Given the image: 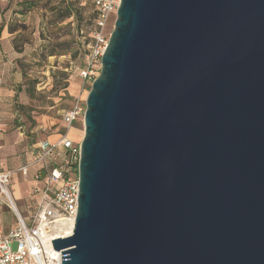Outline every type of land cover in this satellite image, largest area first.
<instances>
[{"label":"water","instance_id":"water-1","mask_svg":"<svg viewBox=\"0 0 264 264\" xmlns=\"http://www.w3.org/2000/svg\"><path fill=\"white\" fill-rule=\"evenodd\" d=\"M83 126L62 264H264V0H121Z\"/></svg>","mask_w":264,"mask_h":264},{"label":"built area","instance_id":"built-area-1","mask_svg":"<svg viewBox=\"0 0 264 264\" xmlns=\"http://www.w3.org/2000/svg\"><path fill=\"white\" fill-rule=\"evenodd\" d=\"M120 3L121 0L93 1L97 16L84 66L78 74L85 92L100 75ZM80 35L84 38L83 31ZM85 110L86 99L74 98L63 113L65 132L55 141L45 139L33 144V162L19 169L29 180L30 168L38 167L30 194L40 199L33 210L28 207L25 214L20 208L12 189L13 174L5 171L0 162V202L16 219V226L9 231L0 224V264H62V253L54 249L53 240L71 236L78 216L82 139L76 142L70 135L78 122L84 123ZM1 114L0 102V121Z\"/></svg>","mask_w":264,"mask_h":264},{"label":"rangeland","instance_id":"rangeland-1","mask_svg":"<svg viewBox=\"0 0 264 264\" xmlns=\"http://www.w3.org/2000/svg\"><path fill=\"white\" fill-rule=\"evenodd\" d=\"M10 1L13 5L19 2V0ZM92 2L93 0H80L81 6L85 7L82 12L84 19L81 21V30L84 32V38L81 37L82 42H86L88 38L86 33L90 30V27L87 26H89L88 19L92 14ZM18 9L17 7L15 10ZM36 17L37 15L33 14V20H36L35 23L39 24V20ZM13 21L14 24L19 22L14 15H12L10 23ZM68 22H71V29L74 30L76 20L71 18ZM68 22L66 21L62 26H67ZM69 32L70 30L67 28L61 30L58 32L59 38L52 41L53 47L59 53H66L67 45L64 43L70 41L72 36ZM71 33H76L77 35L75 30ZM25 39L23 37L17 42L16 38V44L19 46L23 45ZM41 44L44 43L42 42ZM53 47L48 46L46 49H41L40 46L34 47L33 44L26 47V55L19 60L9 59L12 64L8 62L5 66L0 61V89L5 84L12 85L13 83L18 86L15 87L14 94L9 93L8 95V98L11 99V104L4 117L7 126L6 136L12 139L11 146L16 148L13 154L5 156L7 159V165L4 164L5 168L7 169L8 167L12 172L30 160L33 144L45 139H58L65 132L66 128L63 123L64 111L72 106L74 98L81 97L82 100H85L90 90V88H87L85 92L81 87V80L78 74L79 69L84 66V62L76 55L75 44H70L73 50L66 55L45 58L44 55L50 52ZM41 53L43 57H41ZM69 64L72 68H66ZM31 83H34L33 88L35 91L33 92V97L28 93H20V87L28 86ZM74 127L70 137L80 141L84 136V126L81 122H78ZM37 169V166L30 168L29 173L32 177L29 180H25L20 172L16 173L12 178L15 194L17 193L16 189H18L21 196V201L18 205L24 211L28 207L33 210L34 204L40 199V197L33 199L30 194L33 186V173ZM40 187L43 188V184H40Z\"/></svg>","mask_w":264,"mask_h":264},{"label":"trees","instance_id":"trees-1","mask_svg":"<svg viewBox=\"0 0 264 264\" xmlns=\"http://www.w3.org/2000/svg\"><path fill=\"white\" fill-rule=\"evenodd\" d=\"M94 1V0H93ZM18 10L14 11V16L18 18L19 22L14 24V21L10 24L9 30L12 33H15L13 39V47L14 50L18 53H23L26 47L32 46L36 40L35 34L38 33L39 39L42 40L44 44H40L41 49L48 48V46H52V41L58 37V32L64 29L70 30L69 34L71 36V40L64 43L67 45L66 53H59L55 47L46 53L44 57H52V56H62L72 52V48L70 44L74 43L76 48V55L82 59L84 62L85 55L87 53V45L91 41V30L94 27V20L97 16V13L94 8V4L92 2V14L88 19L90 30L86 33L88 37L86 42L81 41L80 35L78 36L79 31L82 28V20L84 19L82 16V12L85 7L81 6L80 0H19L17 3ZM33 14H36V19L39 20V24L35 23L36 20H33ZM71 18L76 20L75 31L76 33L72 34L74 31L71 29V22H68ZM67 26H62L65 22ZM85 26V28H87ZM32 28V29H31ZM32 35V37H31ZM25 37L23 45L16 44L19 39ZM80 39V40H79ZM41 42V43H42ZM59 46V44H58ZM41 57H43L41 53ZM66 68H72L69 64ZM65 75V74H63ZM34 83L29 84L28 86H22L19 88L20 93H28L31 97L33 92L35 91ZM26 87V88H25ZM69 109V108H68ZM66 111V110H65Z\"/></svg>","mask_w":264,"mask_h":264},{"label":"crops","instance_id":"crops-1","mask_svg":"<svg viewBox=\"0 0 264 264\" xmlns=\"http://www.w3.org/2000/svg\"><path fill=\"white\" fill-rule=\"evenodd\" d=\"M17 9V4L13 5L11 4L10 0H0V61L3 62V64L6 66L8 62L11 60H19L24 55H26L27 50L25 49L23 53H18L14 50L13 47V39L16 34L12 33L9 30L10 22L12 21V15H14V11ZM36 40L34 42V47H39L42 40L37 38L38 33L35 34ZM8 60V61H6ZM7 62V63H6ZM12 64V62H10ZM17 77V76H16ZM15 77V78H16ZM17 83V82H16ZM15 87H18L12 83V85H6L1 87L0 89V102L2 107V114H1V121H0V162L4 168L5 171L11 172L13 174V177L16 175V173H19V169L23 166L29 165L33 162V155L31 152V158L30 160L24 164L21 165L16 171L12 172L5 168V165H7V159L5 156H9L13 154V151H15V147L11 146L12 139L8 138L6 136L7 126H6V120L4 119L5 115L7 114V110L9 109V106L11 104V99H9L8 95L9 93L14 94ZM14 92V93H13ZM65 112V111H64ZM51 141H55L57 139H50ZM76 142H78L76 139H74ZM16 153V152H15ZM35 173V172H34ZM33 173V175H34ZM32 177V176H30ZM34 185V182H33ZM12 189L15 195V198L19 204L21 201V196L19 195V190H17V193L15 194L14 185H12ZM0 224L4 227L5 231H9L10 229L14 228L16 225V219L14 214L4 205L0 204Z\"/></svg>","mask_w":264,"mask_h":264}]
</instances>
